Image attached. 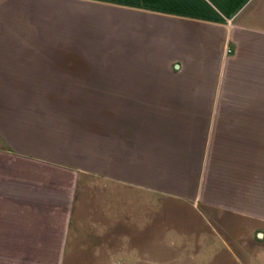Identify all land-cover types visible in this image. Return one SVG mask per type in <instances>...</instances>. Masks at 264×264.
Masks as SVG:
<instances>
[{
	"label": "crops",
	"instance_id": "0c3cea01",
	"mask_svg": "<svg viewBox=\"0 0 264 264\" xmlns=\"http://www.w3.org/2000/svg\"><path fill=\"white\" fill-rule=\"evenodd\" d=\"M89 180L264 235V0H0V264L72 263Z\"/></svg>",
	"mask_w": 264,
	"mask_h": 264
},
{
	"label": "rangeland",
	"instance_id": "374dc122",
	"mask_svg": "<svg viewBox=\"0 0 264 264\" xmlns=\"http://www.w3.org/2000/svg\"><path fill=\"white\" fill-rule=\"evenodd\" d=\"M91 42L85 39V47ZM113 189L89 180L79 192L84 246L69 264H264L263 231L255 224L188 202ZM94 219L99 232L91 230Z\"/></svg>",
	"mask_w": 264,
	"mask_h": 264
},
{
	"label": "water",
	"instance_id": "95a60500",
	"mask_svg": "<svg viewBox=\"0 0 264 264\" xmlns=\"http://www.w3.org/2000/svg\"><path fill=\"white\" fill-rule=\"evenodd\" d=\"M258 235H259V238H263L264 237L263 233H260Z\"/></svg>",
	"mask_w": 264,
	"mask_h": 264
},
{
	"label": "built area",
	"instance_id": "2783aa9c",
	"mask_svg": "<svg viewBox=\"0 0 264 264\" xmlns=\"http://www.w3.org/2000/svg\"><path fill=\"white\" fill-rule=\"evenodd\" d=\"M231 51L229 50V53H230Z\"/></svg>",
	"mask_w": 264,
	"mask_h": 264
}]
</instances>
